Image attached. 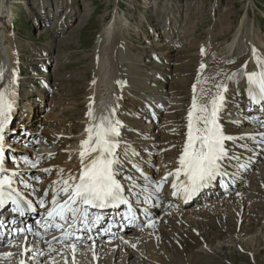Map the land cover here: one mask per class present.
I'll use <instances>...</instances> for the list:
<instances>
[{
  "label": "rangeland",
  "instance_id": "rangeland-1",
  "mask_svg": "<svg viewBox=\"0 0 264 264\" xmlns=\"http://www.w3.org/2000/svg\"><path fill=\"white\" fill-rule=\"evenodd\" d=\"M2 1L4 11L6 10L9 18H13V21L9 22L10 30L8 33H3L0 27V54H2L0 71H10L12 63L16 58L18 59L15 63L17 65L16 71L19 73L16 88L18 87L19 90L15 91V94L18 97V104L21 106L19 110L20 113L23 111L31 115V117L29 116L31 137L40 138L36 142L38 146L28 144L30 145L29 149L26 147L22 149L23 147L19 144L12 153L18 157L20 154L38 152L39 155L41 150H51L48 160L50 162L58 158L52 163L56 171L52 172V168L43 163L41 167L36 166L27 169L35 177L40 176L42 179H46L48 175H52V178L59 175L61 171L57 172L64 163L66 152L72 154L68 163L74 162L78 155L75 148L83 136V130H85L84 122L90 118L87 115L89 110H96L97 112L100 109V115L96 122L101 116H109L113 111L114 99L116 95L117 99L119 98L118 95L121 90L120 88L119 93H116L115 79L117 77L122 78V82L128 84V89L124 91L125 98L120 99V106H118L119 117L124 120L122 142L125 149L121 152V156L127 162V149L135 148L140 150L138 156L142 158L150 151L149 147L156 141L155 145L162 152L152 153L153 157L150 159V164L154 165L155 168L160 164L158 158L164 154L163 148H175L176 155L180 153L177 145L182 144L184 139V116L190 102V92L193 87L191 81L197 80L199 77L196 71L200 67L199 64L202 63V61L200 62L201 50L207 49L204 45L214 44L216 47L213 49L211 45L210 50L208 49L202 56L219 47L224 48V44L242 47V42L247 39V36L235 37V34L245 19L247 20L245 21L246 24L248 23L247 29L250 32L246 41L253 42L251 39L256 28L262 36V51L264 52V0H0V3ZM9 10L12 11L13 17L10 16ZM227 17H229L230 22L226 20ZM224 29L230 31L223 33ZM105 30H109V33L106 34L107 37L109 36V38L106 37V45L101 40ZM117 32H120L122 36V43L119 44L123 50L122 58H119L120 54L117 53V49H120L116 43ZM7 40H10L11 44ZM101 50L102 55L100 54ZM224 53L221 55L223 56ZM116 59H120L119 66L115 63ZM123 63L129 64L124 65ZM98 70L103 79L100 87L93 90L92 88L96 87L98 83L99 78H95ZM203 70L207 71V66ZM237 71L240 72L239 69ZM249 71H252V68L248 69ZM162 75L165 79H162ZM161 82L164 83V88H161ZM184 82H188L189 85L185 87ZM139 101H143L150 108L153 107L157 113L153 114L146 107H141L137 104ZM238 102L241 101L238 100ZM159 103H164L166 106H159ZM182 104L185 108L181 110L179 108ZM230 105L233 103H228V106ZM239 107L242 108V105L236 104L234 108L241 111L242 114L245 109L241 110ZM172 109L179 110L175 112ZM225 112L227 128L230 127L229 129L234 131V127L232 128L231 125L234 126L233 122L236 120L234 116L237 113H234L233 108L229 107L223 111V113ZM169 116H176L175 120L172 121L168 118ZM17 120L19 121L18 117L15 122ZM22 120L24 121L23 126L28 127V119ZM240 132L245 133L248 138L258 134L257 132H249V129ZM13 134L11 133V136ZM21 134L23 135L22 140L14 138L10 140L25 142V133L21 132ZM55 136H58V140L53 142L52 137ZM260 136H264V133ZM61 140H66V142ZM52 142L53 144L50 145ZM262 143H264V138ZM129 157L133 158V156ZM129 160L133 161V159ZM142 160L145 161V159ZM257 162L254 161V164ZM263 166L264 157L248 174V179L251 180L248 181L251 191L254 189L253 184L259 178L255 173L259 169L263 173ZM9 168L11 169L10 175L17 180L19 175H12L17 172L12 167ZM120 168L125 170V164H120ZM44 169H51V173H46ZM120 171L122 172V170ZM165 173H169V171H165ZM26 175L28 177L27 173ZM169 180L170 178L166 181L169 182ZM244 182L245 180L240 183L238 189L244 185ZM170 186L171 183L167 187ZM225 193L219 194L217 192L218 198L209 201H220L216 204L231 211V216L223 211H221V215L217 216V212L212 213L203 210L205 212L203 215H206V218H199V221H207L208 228L206 230L209 229V234L213 233L214 224L218 226L225 224L226 229H221L225 233L221 236L222 239L219 238L220 231L215 235L212 234L210 237L212 244L202 243L201 247L196 248V253L202 252V257L208 256L210 253L212 254L210 256L215 257V261L219 260L220 264H264V223L261 224L258 234L255 230L249 233L243 232L244 225H247L243 215L245 214L244 207L261 203V200L254 201L251 199V192H240L238 195L237 191H232V195L230 193L224 199ZM221 200L223 201L221 202ZM210 202L202 199L194 203V206L189 209L179 211V213L176 210L175 213L179 215L174 214L176 215L174 219L180 217L187 220V214L196 213L195 207L202 205L200 208L203 209L204 204ZM222 214H224L223 218ZM193 221L195 222V220ZM138 231L142 230L138 229ZM134 234L138 236L137 232ZM149 234L150 232L147 230L146 233L138 236L140 242L133 253L140 257L132 256L130 259H124L125 249L120 253H116L119 249H115L116 252L110 257V250H106L105 247V252L102 253L104 256L99 257L98 261H95L96 264H111V261L112 264H125L126 261V264H141L140 260H146L147 264H157L146 254H149L148 249L152 247H156L157 251L166 254L167 262L173 259L184 262L187 259L184 253H188L186 249L190 247L187 246L182 250L183 253L178 252L173 257L171 252L162 251L159 240H152V237L148 236ZM135 235L126 234L124 236L131 237L134 241V239H138ZM255 236H257L256 239L260 238L259 247L254 246L255 249L250 246L247 250L248 244L255 239ZM143 237L147 240L145 238L141 240ZM29 240L32 242L31 239ZM21 241L16 243L20 244ZM16 248L13 250L10 248L2 249L0 254L3 255V253L8 252L7 250L10 253H20V246ZM85 250L91 252L90 249ZM46 252L50 255L53 251ZM56 255L58 254H53L52 257L59 264H64V261L66 263L69 260L68 253L58 255L59 258ZM82 258L86 264H93L91 263L92 257L83 255ZM0 262L8 263L7 260L3 259ZM37 264H45V259Z\"/></svg>",
  "mask_w": 264,
  "mask_h": 264
},
{
  "label": "bare ground",
  "instance_id": "bare-ground-1",
  "mask_svg": "<svg viewBox=\"0 0 264 264\" xmlns=\"http://www.w3.org/2000/svg\"><path fill=\"white\" fill-rule=\"evenodd\" d=\"M0 4H1L0 5V7H1L0 8V27H1V30H3V33H8V31L10 30V23L9 22L13 21V18H11V17L9 18L8 13L6 12V10L4 11V7H3V4L4 3H3V1ZM228 18L229 17H227L226 20L230 22V19H228ZM245 21H247V20L244 19L243 23H241V27L237 31V34H235V37H238V36L239 37H242V36H245L246 37L247 36V39L249 38L250 32L247 29V27H248L247 24L248 23L246 24ZM171 24H173V23H171ZM11 31H12V28H11ZM229 31L230 30L224 29L223 30V33H228ZM108 33H109V30H105L104 34L101 37V40L103 41V43L105 45H106L105 40H106V37H107L106 34H108ZM115 37H117L116 38L117 39V42L116 43H118V46H120L121 43H122L121 42V39H122L121 33L120 32H117ZM107 38H109V36ZM246 40H243L242 47H234L235 46L234 44L228 45V44H224L223 43L225 45L224 48H220L219 47L215 51H209L204 56H202L203 53H205V52L208 51V49L210 50V46L211 45L213 46V49H215V47H216V46H214V44H211L210 46L207 45V44L204 45V47L206 46L207 49L204 50L201 53L200 62L202 61V63H200L199 65L201 66V64H203V65L207 64L206 65L207 66V71H204L203 69H201V67H199V69L196 71V74L198 73V76H199V77L197 76L198 79L197 80L193 79L191 81L192 85L193 84H196L197 85L196 96H198V99H197L198 104H205V103H207L210 100V98L217 93L218 89L216 88V85L220 84V85H223V86H225L227 88L226 92H224L223 88H221L219 90L221 92V94L224 96V101H223L222 108H226L227 107L225 105L226 102L243 105V102L242 101L241 102H238V100H239V97L241 96V94L245 93L242 90H240V88H242V86H244L243 82L245 81L246 72H248V69L253 68L254 58H256L257 56H260V58L262 59L263 58V55H264V52L262 51V46H263V44H262V41H263L262 40V36H260V33H259V31L256 28L254 29L253 38L251 39L253 42L246 41ZM7 41L11 44L10 40H7ZM114 41H115V39H114ZM115 47H117L116 44H115ZM112 52H113V50H112ZM122 52H123V50H122V47L120 46V49H117V53L120 54V57L119 58H122ZM223 52H225V53L222 56L221 54ZM254 52H255V55H252V53H254ZM9 53H10V51H9ZM100 54L102 55V50L100 51ZM1 55L2 54H0V62H2V56ZM155 56H157V54H155ZM224 56H226V57L224 58ZM102 58H103V56H102ZM13 60H14V58H13ZM262 60L264 61V58ZM119 62H120V59L119 60L118 59L115 60V63L118 66H119ZM11 63H12V61H11ZM12 64L13 65H12V68H10V71L9 70L8 71H5L4 70L3 71V76L0 77V90L6 91L7 96L10 99H12L13 102H14L13 103L12 111L10 113L9 121H8L6 127H5L7 130L3 132L4 138H6L5 137L6 136V132L11 131V130H14L15 128H17L18 123H19V125H24V121L22 119H24V118L26 119L27 118L28 119L27 122L29 123V116H30L28 113H19L20 111L19 112H14V109L17 110V107H15V103L17 102L18 97L16 96L15 91L17 92V90H19L18 87L16 88V84L19 81V80H17V78L19 77V73L16 71L17 65H16L15 61ZM123 64L125 65V64H129V63H123ZM245 64L247 65V68H246L247 71H245V72L242 73V78L240 79V77H239L240 73L237 70L239 68H244V65ZM249 72H251V71H249ZM199 74H202V75L200 76ZM138 77H140V76H138ZM95 78H99V79H98V83H97L96 87L94 86L95 88L94 87L92 88L93 90H95L96 88H99L100 87L101 81L103 79L102 74H101V72L99 70L96 73ZM120 79H122V78H118L117 77V79H115V81H116L115 86H116V89L118 91L117 93H119V89L120 88H121L120 93H122V89L125 87ZM162 79H165V77L163 75H162ZM94 81L96 82V80H94ZM234 81H236V82H238V84H240L239 85L240 87L237 88L236 90H233ZM159 85H160V82H159ZM161 85H162L161 88H164V83L161 82ZM187 85H189L188 82L187 83L184 82V86L187 87ZM120 93L118 95L119 99L121 98V96H122V99L125 98L124 97V93L125 92H123V95L120 94ZM192 95H193V87H192V90L190 92V97H192ZM136 100H138V99H136ZM118 104L115 105V108L120 105V104L119 105ZM137 104H139L141 107L149 108L148 105L146 103H144L143 101H139V103H137ZM149 104H151V103H149ZM159 104H163V103H159ZM183 107H184V105H183ZM240 108L241 107H239V109ZM241 109H244V108L242 107ZM189 110H190V107L188 108V110L186 112V117H185L186 120H187V113H188ZM92 113H93V118H89V119H87L84 122L85 123V129L91 123L96 122V119L98 117L96 110H94V111L92 110ZM245 113H246L245 110H243L242 111V115L245 117V121L244 122H252L249 118L246 117V114ZM114 115H115V111H114ZM17 117L19 119V121L17 120V122H16V125L17 126L16 127H11V123L12 122H15V119ZM21 117H22V119H21ZM219 123L221 124L222 129H223V131H224L225 134L227 132H230L231 131L229 129L230 127L227 128V125H224L221 122V118H219ZM121 127H122V125H121ZM121 127H120V129H121ZM231 127L233 128L234 126L231 125ZM11 137H13V135ZM232 137H235L236 139L226 140L225 141V147L229 146V147L235 148V146H242V147H248L250 149L247 152H242L241 150H237V149H235V150L229 149L228 150L226 148L228 150V156L223 161L224 162H229L230 160H233V161L236 162L237 168L232 171V170H230V168L228 166L222 164L221 172H220V174L217 176V178L215 180H217L218 178H221V177L222 178L228 177V172H226V171H230L231 173H233L234 176H230L229 177V181L230 182L223 181L224 179H222V180L221 179H218L216 181V183H219L222 187H228V186L230 187V184L229 183L236 184L238 182L237 180H239L240 177H242V179L245 178L244 185H242L241 188L238 189L237 194L240 193V192H244V193L251 192L252 193V198L251 199H254V201L257 200V199L258 200H261V203H256L255 205H250L249 207H247V206L244 207L245 214H243V213L242 214L246 218L247 225H244L243 232L249 233V232H252L253 230H255L256 231V234H258V231L261 229L260 228L261 224L264 223L263 222L264 221V172L262 173L261 169H259L257 171V173H255V175H257L259 178L257 177L258 178L256 180L257 182L253 184L254 185L253 186L254 189H252V191H251V189L249 188V182H248V181H251V180L248 179V176L245 173L240 174V171L242 169H247L248 170L249 169L248 167L250 166V165H246L245 164L244 161H246V159L243 156L250 157L252 159L253 164H254V161H260V160L263 159V157H264V152H263L264 147H262L260 144H257V143L249 144L247 142H250V141H260L262 143V139L264 138V136H260V134L258 133L254 138L253 137L252 138H248V137L245 136V133H243V132L238 133L237 132ZM240 137H242V139ZM261 137H263V138H261ZM118 140H119V138H118ZM185 142H186V137L184 138L183 144H181L182 151H183V147H184ZM116 153H118V149H116ZM170 153H172V154H170ZM170 153H167L168 156H173L174 155L173 152H170ZM5 154H7V152H5ZM7 159H8V156H7ZM172 162H173L172 164L165 165L164 169L170 168V169H174L175 170V169H177L179 167L178 159L177 160L176 159H173ZM4 166L7 169V172L6 173H3L1 175V177H3V175H8L9 177H11L15 181L14 183L16 185H18V186H20L19 184H28V185L34 184V183H28V181H26V179H23V181H24L23 183H21V180L22 179L18 182L19 178L23 177L24 175L23 174H19V176L17 177V180H16L15 178H13L10 175L11 169L9 168L8 164H6V160L4 162ZM252 166H254V165H251V167ZM80 167H81V162H80V157H79L74 164H72L69 167L63 169V172L66 173L65 174V178L68 176L69 173H72V174L78 176L79 175V171H80ZM263 168H264V166H263ZM119 169L120 168L116 167V171H117L116 178L118 176V173H121V174H124L125 173V171H123L122 169H120V170H122V172H121ZM59 174H62V173L60 172ZM154 174L157 175V172H154ZM149 175H151V173ZM158 180H159V177H158ZM159 181L162 182V180H159ZM137 184L138 185H134V187H131V189H134V188L139 189V190L140 189H143V185L145 184V182H139ZM171 185H172V183H171ZM170 187L171 188L169 190V193L168 194L166 192L164 193V195H167V196L164 197V202L167 199V197H169V201L171 203H176L177 202L179 204H182V198L185 196L184 191L181 189L177 193V195H173L172 193H173L174 189L172 188V186H170ZM166 188H169V187H166ZM46 189H47V187L46 188H41L39 191H35V192L33 190H31V188H29V189L24 188L23 190H27V191H25V192H27V194L37 196V195H42L45 192ZM199 191H200V196L199 197L205 196L207 194V191L204 190L203 188L199 189ZM136 192H140V191H136ZM216 193L217 192H214L213 196L210 197V198H212V199L218 198L216 196ZM139 197H140V195H139ZM207 197L208 196L202 197L200 200H202V199L204 200ZM222 197H223V195H222ZM224 199H226V198H224ZM223 200H221V202ZM206 201L207 202H210L209 200H206ZM193 202H196V201L193 200ZM218 202H220V201H218ZM218 202L211 201L209 204H204L203 203L204 204V206H203L204 208L203 209L200 208L202 205L195 207L196 210H194V211H196V213L195 212H191L192 215L191 214H187L186 215V216H188V217H186L187 220H184V219H182L180 217H178V218L175 217V219H174V216H176L177 214L175 212H172V211L164 212V209L162 210V206H164V204L160 208L159 207L152 208L151 211L154 213V216L151 217V218H149V221L147 222V225H148L149 222H151V224H152L151 227L147 226L148 227V232H150V234L148 236L150 238L152 237L151 238L152 240H156V239L159 240V243H160L159 245H161L160 248H162V251L163 250H166V253L167 252H171V256L174 257V256H176V254L178 252H182V250H184L187 246L190 247V248L186 249L188 251V253H184L187 256V259H185L184 262L177 261L175 259H173L172 261H170L172 263L167 262V255L164 254V253H163L164 254L163 255L161 253V251H157V249H155L156 247L155 248L154 247L149 248L148 251H150V252H149V254L148 253H146V254L149 257H151V259L154 262L156 261L157 264H159V263L160 264H173V263H175V264H220L219 263V260H216L215 261L214 260L215 257L212 258L210 256V255H212L210 253H209L208 256H205L204 255L203 257L201 256L202 255V252L196 253L197 252L196 251V248L197 247H201L202 243L212 244L211 239H210V237L212 236V234L215 235V234L218 233V231H220V236L219 235L218 236H219L220 239H222L221 236L225 233V232H223V230H221V229H226V227L224 226L225 224H223V223H222L223 226H218V225H215L214 224V228H213L214 231H213L212 234H209V232H208L209 229H208V231L206 230L208 228L207 221L206 220L205 221L202 220L203 222L202 221H199V218L200 217H205L206 218V215H203L205 213L204 212L205 210H206V212L207 211L208 212L210 211L212 213H214V212L216 213L217 212L216 213L217 216L218 215H221V211L226 212V213H228V216H229V214L231 216V213L232 212L229 211L228 209L222 207L221 205L218 206L216 204ZM240 202H242V201H240ZM213 205H214V208H213ZM239 206H240V204H239ZM192 210H193V208H192ZM178 213H179V211H178ZM174 214H176V215H174ZM184 214H186V213H184ZM156 215H159V219L156 218ZM223 216H224V214H222V218H223ZM195 218H197L198 220H196ZM209 218H210V216H209ZM215 219H216V217H215ZM193 220H195V222ZM228 221H229V218H228ZM210 225L213 226V224H211V223H210ZM209 228H211V227H209ZM200 229H201V231H200ZM192 231H193L194 234L192 233ZM211 232H212V230H211ZM170 233H172V235H170ZM126 234L128 235L129 233H124V235H126ZM256 237L257 236H255L254 237L255 239H253V241L248 244L247 250H249V247L250 246L256 249V247H254V246H258V244H260V238L259 239L258 238L256 239ZM25 238H27V236H25ZM25 238L23 239V241H21V243L19 245H18V243H16V245H18V247L20 246V250H21L20 254H19V252L18 253L5 252V253H3V255L0 254V260L1 259L7 260L9 264H23V262L26 259L25 258L26 257V252L23 250V247H25L28 244H31L32 243L30 240H28L27 242H24ZM144 238L145 237H143L141 240H144ZM224 238H225V236H224ZM130 239L133 240V238H131V237H125V236H122V238H121V241L123 243L127 244L126 245L127 246L126 247L127 250L123 254V257L126 260L127 259H130L132 256H135V257L136 256L137 257L139 256V255H134V253H133L134 250H132V249H134L135 244L133 242L130 243L131 242ZM145 240H147V239L145 238ZM139 242H140V238L138 237V239L135 240V243H139ZM243 244H245V243H243ZM15 249H17V248H15ZM80 250L81 249H78L77 250L75 248L74 259L71 258V260H68L69 261V264H76L75 262L77 261V258H80V255H76V253L78 251H80ZM7 251H9V250H7ZM63 251H65V250H63ZM192 251L195 252V253H193ZM240 251H242V250H240ZM7 253H10L11 255H5ZM102 253L99 255L100 257L104 256ZM109 253H111V252H109ZM33 254H34V251L32 252L31 255H33ZM227 254H228V252H227ZM86 255H84V256H86ZM56 256L59 258L58 255H56ZM88 256H90L89 253H88ZM29 257H30V255H29ZM92 258L93 259L91 260V263L96 264L95 261H98L97 254L94 257H93V254H92ZM49 259H51V260H49L47 264H59L58 262H55L54 261L55 259H53V257H51ZM141 259L144 260V258H142V257H141ZM120 261H123V260L120 259ZM141 261L142 260H140V263L141 264H147L146 263V260H144L142 262ZM62 262H63V260H62ZM62 262H60V263H62ZM126 262H125V264H126ZM37 263H40V262L39 261H37V262H31V264H37ZM66 263H68V262H66ZM66 263L64 261V264H66ZM0 264H6V263L0 262ZM25 264H27V263H25ZM79 264H86V261L82 258L81 261L79 262ZM111 264H112V261H111Z\"/></svg>",
  "mask_w": 264,
  "mask_h": 264
},
{
  "label": "snow or ice",
  "instance_id": "snow-or-ice-1",
  "mask_svg": "<svg viewBox=\"0 0 264 264\" xmlns=\"http://www.w3.org/2000/svg\"><path fill=\"white\" fill-rule=\"evenodd\" d=\"M201 51L203 52V49ZM200 67L203 69L206 66L201 64ZM244 67L246 69L247 65L245 64ZM2 76L3 72L0 71V77ZM246 78L249 99L264 108V66H261L259 72H246ZM216 88L217 93L207 103L198 104L197 85L193 84V99L187 113L186 142L178 159L179 167L174 173L169 172L162 178V182L157 185V191L161 190L162 183L167 180L168 176L174 175L176 179L171 185L174 189L172 194L177 195L182 189L186 196H191L220 174L222 161L228 156L225 141L236 138L226 135L219 123V111L224 101V96L219 90L223 88L226 91L227 89L220 84L216 85ZM13 103L6 91L0 90V174L7 172L4 166L3 132L9 121ZM114 111L113 109L112 114ZM112 114L101 116L99 122L91 123L85 129L87 138L80 142L79 175L69 173L66 178L61 177L59 181H54L53 183L59 184L60 187L52 189L51 200H46L49 194L46 189L44 196L36 201L41 208L46 209V214L37 223L45 226L46 230H64L60 238L62 240H82L83 232L90 231L101 220V216L94 214L92 210L118 208L128 203L124 198L125 189L116 179L115 166L120 162L116 149L119 146L121 122L113 120ZM87 115L93 118L91 110ZM31 167L35 168L36 162H32ZM44 171L50 173L51 169H44ZM60 171L62 173L63 169ZM12 175L19 174L13 173ZM181 176L184 180L177 183ZM14 182L8 175L0 178V209L11 201L16 205L13 210L23 214L20 201L14 197L16 192V189L12 187ZM23 182L21 180V183ZM33 191L35 192L36 189L33 188ZM26 206L29 210L33 209V202L28 200ZM147 226L151 227V222ZM70 247L75 253V243H71Z\"/></svg>",
  "mask_w": 264,
  "mask_h": 264
}]
</instances>
